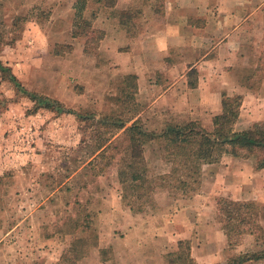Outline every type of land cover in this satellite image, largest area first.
I'll use <instances>...</instances> for the list:
<instances>
[{"label": "rangeland", "instance_id": "374dc122", "mask_svg": "<svg viewBox=\"0 0 264 264\" xmlns=\"http://www.w3.org/2000/svg\"><path fill=\"white\" fill-rule=\"evenodd\" d=\"M75 2L0 0V62L26 90L57 100L77 114L92 115L95 122L104 117L121 121L136 117L143 110L133 87L137 83L118 71L115 51L129 49L127 39L137 38L152 22H161V11L154 20L149 17L154 0H118L113 9L89 0L83 17L90 32H100L98 42L90 40L92 33L80 36L82 25L75 27L74 22ZM120 11L132 17L126 29L119 25ZM106 34L107 40L101 42ZM133 47L144 58L151 50L142 41ZM15 96L11 83L0 76V149L4 147L0 154L3 158L14 154L13 166L8 168L7 160L0 166V264L113 262L122 250L113 252L117 239L126 233L166 230L165 222L178 203L164 208L159 199L162 193L177 192L176 177L147 171L143 187L153 190L150 200L122 199L117 174L124 157L122 145L117 144L121 131L113 142L117 150L82 170L99 138L88 137L89 130H83L91 124L43 109L28 115L33 104ZM151 115L147 111L138 118L149 133H153L147 124ZM140 203V213L129 209ZM239 238L232 237L230 241H236L229 246H236ZM256 243L260 251L264 240Z\"/></svg>", "mask_w": 264, "mask_h": 264}, {"label": "crops", "instance_id": "0c3cea01", "mask_svg": "<svg viewBox=\"0 0 264 264\" xmlns=\"http://www.w3.org/2000/svg\"><path fill=\"white\" fill-rule=\"evenodd\" d=\"M149 11L155 20V13ZM161 15V22H152L137 38L127 39L129 49L115 51L118 71L136 78L141 114H152L147 123L151 132L193 122L210 133L214 117L221 114L223 97L234 96L241 98L235 132L264 124V0H164ZM141 41L151 48L147 58L133 47ZM189 81L195 82L193 88ZM159 144L154 140L144 145L146 168L151 175L168 176L172 166ZM3 150L1 146L0 153ZM8 156L0 154L1 167L5 160L8 168L13 166L14 154ZM174 190L180 197L162 193L159 199L164 208L178 203L165 231L128 232L117 239L113 252L122 250L113 262L99 264H125V260L126 264H165L179 241L189 242L195 264H227L239 255L258 252L254 236L243 235L236 246H229L217 218L219 200L253 203L264 233V168H255V158L225 154L219 163L201 166L191 188ZM241 264H264V258Z\"/></svg>", "mask_w": 264, "mask_h": 264}, {"label": "trees", "instance_id": "16d2710c", "mask_svg": "<svg viewBox=\"0 0 264 264\" xmlns=\"http://www.w3.org/2000/svg\"><path fill=\"white\" fill-rule=\"evenodd\" d=\"M89 0H76L74 5L75 27L81 24V37H89L91 41L98 42L100 32L91 31L89 24L85 21L83 14L86 10ZM102 3L103 8L113 9L118 0H95ZM164 0H154V13L162 14ZM119 25L126 29L132 17L129 14L120 11L118 13ZM78 30V28H77ZM79 30L76 31V35ZM73 32V37H74ZM78 36V35H77ZM88 40L86 38L85 43ZM190 74V73H189ZM0 76L11 83L15 89L16 98H26L32 104V108L27 112L28 115L36 113L43 109L59 114H71L81 123H90L91 126H83V130H89L88 137H99L95 145L88 153V163L82 168L93 166L97 159L104 158V155L110 150H117L113 142L117 132L121 131V140L117 144L122 145L123 156L120 160L121 167L118 170V180L122 188V199L128 197L134 200L149 199V192H153L149 187H143L146 182V163L143 156L144 145L149 141L160 143V151L163 158L171 164V177H176L178 187L191 188L198 180L201 166L219 163L221 157L229 154L234 157H253L255 158V168L257 170L264 168V124H255L247 130L235 132L233 126L238 118L241 98L239 96L223 97L221 101V114L213 119V131L207 133L196 123L189 122L185 125H167L163 131L158 134L148 133L143 129L140 121L134 120V117L121 121L113 118H103L96 122L94 117L88 114H77L73 110L64 107L57 100L43 97L26 90L19 79L11 72L9 67L0 62ZM190 76V75H189ZM127 78V77H126ZM129 79H135V76H128ZM190 78V77H189ZM189 87L193 88L195 82H188ZM136 89V85L133 84ZM17 102H13L15 104ZM133 121L129 126L127 123ZM93 126V127H92ZM103 130V131H102ZM102 131V132H101ZM115 146V147H114ZM113 158V157H112ZM100 172V171H99ZM97 173L99 175L100 173ZM144 190V191H143ZM150 200V199H149ZM129 206L133 213H140L142 206ZM218 220L230 243L232 237H241L243 235L254 236L255 241L263 239L264 233L257 224V211L253 203L233 202L228 200H219L217 202ZM264 245V243H263ZM264 258V247L256 253H247L239 255L227 262V264H241L248 260H259ZM165 264H195L190 257V244L188 241H179L177 251L167 255Z\"/></svg>", "mask_w": 264, "mask_h": 264}]
</instances>
